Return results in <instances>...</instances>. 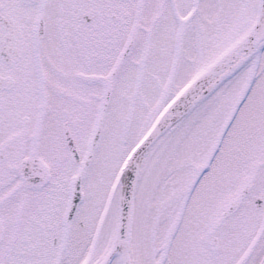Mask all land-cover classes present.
Wrapping results in <instances>:
<instances>
[{"label":"snow or ice","instance_id":"6c2138e0","mask_svg":"<svg viewBox=\"0 0 264 264\" xmlns=\"http://www.w3.org/2000/svg\"><path fill=\"white\" fill-rule=\"evenodd\" d=\"M0 264H264V0H0Z\"/></svg>","mask_w":264,"mask_h":264}]
</instances>
